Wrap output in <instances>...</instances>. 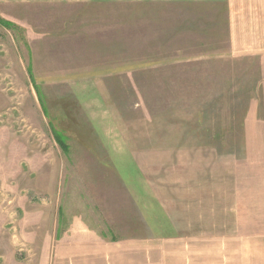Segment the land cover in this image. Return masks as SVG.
Segmentation results:
<instances>
[{"label":"rangeland","instance_id":"1","mask_svg":"<svg viewBox=\"0 0 264 264\" xmlns=\"http://www.w3.org/2000/svg\"><path fill=\"white\" fill-rule=\"evenodd\" d=\"M132 1L0 0V264H46L52 214L96 213L124 179L190 229L264 164V136L248 153L244 132L264 134V0H244L256 46L238 56L220 6Z\"/></svg>","mask_w":264,"mask_h":264},{"label":"crops","instance_id":"2","mask_svg":"<svg viewBox=\"0 0 264 264\" xmlns=\"http://www.w3.org/2000/svg\"><path fill=\"white\" fill-rule=\"evenodd\" d=\"M143 3L145 8L220 6L224 10L218 18L223 24L230 53L238 56L243 54L246 48L256 46L244 41V0L131 2L133 5ZM149 14L144 12L145 21ZM180 20V16L177 17L176 24L182 26ZM179 29L182 30V27ZM244 132L247 138L245 148L249 153L253 135L264 134L257 128L246 129ZM262 143L263 140L260 139L257 146H264ZM244 164L246 167L252 166L249 161ZM258 164L259 171L255 177H244V195L236 191L233 197L235 201L226 203L223 208L218 209L216 204L213 208L204 207L203 212L192 213L190 229H180L166 211L162 210L154 216L152 194L147 189L137 193L136 186H128L133 184L132 179H124L120 183L125 185V191L108 192L104 194L103 200L98 198L96 213L88 211L86 214L82 203L83 209L79 214H74L69 209H66L64 214L59 209V218L57 214H52L48 219L47 242L42 244V262L264 264V164ZM134 181L136 184V180ZM224 196L227 198L229 195L225 193ZM183 218L186 221L185 213L176 216L180 221Z\"/></svg>","mask_w":264,"mask_h":264},{"label":"trees","instance_id":"3","mask_svg":"<svg viewBox=\"0 0 264 264\" xmlns=\"http://www.w3.org/2000/svg\"><path fill=\"white\" fill-rule=\"evenodd\" d=\"M0 24L5 27V28H11L12 24L8 21H4V20H0ZM29 73L31 74V68L28 69ZM36 91L38 92V96L41 98V94L40 91L38 90V87H35ZM44 112H46V109H44ZM52 129V134H53V138L56 142V144L58 145V147L64 152V153H68L69 152V146L67 145V139L64 136V134L60 131H57L53 126H51Z\"/></svg>","mask_w":264,"mask_h":264}]
</instances>
